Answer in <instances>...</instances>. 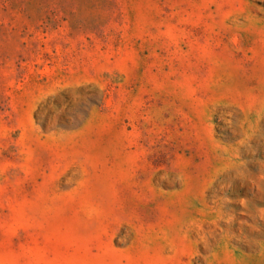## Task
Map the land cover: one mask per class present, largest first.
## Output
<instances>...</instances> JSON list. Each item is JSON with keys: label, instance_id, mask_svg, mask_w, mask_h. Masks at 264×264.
Segmentation results:
<instances>
[{"label": "rangeland", "instance_id": "obj_1", "mask_svg": "<svg viewBox=\"0 0 264 264\" xmlns=\"http://www.w3.org/2000/svg\"><path fill=\"white\" fill-rule=\"evenodd\" d=\"M0 264H264V0H0Z\"/></svg>", "mask_w": 264, "mask_h": 264}]
</instances>
